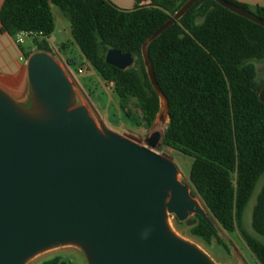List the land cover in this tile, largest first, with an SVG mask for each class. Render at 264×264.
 Instances as JSON below:
<instances>
[{
    "label": "water",
    "instance_id": "obj_1",
    "mask_svg": "<svg viewBox=\"0 0 264 264\" xmlns=\"http://www.w3.org/2000/svg\"><path fill=\"white\" fill-rule=\"evenodd\" d=\"M199 1L187 0L141 47L159 98L155 128L168 123V101L148 47ZM212 1L264 28L253 12ZM134 60L113 49L105 54L122 71ZM25 66L28 108L0 90V264H26L64 246L81 249L87 264H214L168 225L169 215L189 227L198 216L215 229L176 166L155 152L164 134L155 130L137 145L75 106L74 83L51 55L34 53ZM258 98L264 103V88Z\"/></svg>",
    "mask_w": 264,
    "mask_h": 264
},
{
    "label": "trees",
    "instance_id": "obj_2",
    "mask_svg": "<svg viewBox=\"0 0 264 264\" xmlns=\"http://www.w3.org/2000/svg\"><path fill=\"white\" fill-rule=\"evenodd\" d=\"M135 0L130 11L108 0H4L0 35L15 39L34 35V53L52 55L47 40L55 25L51 7L69 22L70 35L96 75L112 86L121 112L137 126L150 128L160 111L159 98L147 78L143 43L187 0ZM244 10L233 0H225ZM264 19V9L253 12ZM109 49L134 57L119 70L105 62ZM24 59L31 54L21 51ZM157 84L168 101L162 145L192 159L189 181L213 220L228 233L238 231L258 264L264 243L243 228L254 189L264 178V103L258 94L255 62L264 61V28L222 8L212 0L197 2L148 47ZM75 62L68 61L73 68ZM139 117L130 111V103ZM190 234L207 245L223 243L200 217ZM252 230L264 237V186L251 214ZM58 257L42 264H61Z\"/></svg>",
    "mask_w": 264,
    "mask_h": 264
},
{
    "label": "rangeland",
    "instance_id": "obj_3",
    "mask_svg": "<svg viewBox=\"0 0 264 264\" xmlns=\"http://www.w3.org/2000/svg\"><path fill=\"white\" fill-rule=\"evenodd\" d=\"M52 15L55 29L47 42L53 52L51 56L63 70L64 67L67 66L68 61L73 60L75 62V66L69 68L71 76H67L74 83L75 106L86 107L90 116L97 124L102 123L106 129L137 145L144 146L146 137L156 130L155 125H152L150 128H146L143 124L137 126L124 116L119 108L118 98L114 94L112 86L104 83L81 56L77 46L71 38L69 22L63 17L61 12L53 6ZM18 37L23 40V43H16ZM36 39L37 38H28L19 35L14 40L9 39L8 41L7 38L4 37L2 41H0V50L6 48V51L9 53L6 52L4 54L6 56L10 54L16 64V68L12 66L2 69V73H0V90L10 96L17 104L25 108H28L31 104V91L26 74L25 64L27 60L23 58L21 51L25 54H34V40ZM254 65L257 74L256 80L258 83L262 84L264 83V61L255 62ZM78 70H81V74L77 73ZM4 80H10L13 88L4 89L2 87V81ZM134 103L135 100H132L129 105L131 114L134 117H139V110L134 106ZM160 126L163 130L161 133L163 135L167 127V122ZM155 152L171 161L176 166L178 170V180L188 187L190 193H195L189 181L192 159L162 144ZM262 186H264V178L258 181L244 211L243 228L248 234L264 243V237L258 236L251 227L252 209ZM193 198L199 200L201 208L206 211L198 196L195 195ZM208 216L212 220L216 229V234L221 239L223 246L218 245L214 239L211 241L210 245H207L195 238L190 234V228L192 226H186L184 222L179 223L173 215L168 216V225L174 234L196 246L207 255L214 264H258L254 256L249 252L238 231L233 233L225 232L209 214ZM193 217L191 218L193 219ZM56 257L60 258L62 263L65 264H87L82 250L74 246H64L42 252L33 257L26 264H42Z\"/></svg>",
    "mask_w": 264,
    "mask_h": 264
},
{
    "label": "crops",
    "instance_id": "obj_4",
    "mask_svg": "<svg viewBox=\"0 0 264 264\" xmlns=\"http://www.w3.org/2000/svg\"><path fill=\"white\" fill-rule=\"evenodd\" d=\"M4 0H0V6L3 3ZM110 3H112L116 8L124 11H130L134 8L135 6V0H108ZM239 4L247 6L251 12H254L255 9L261 8L264 9V0H233ZM149 3V0H143L142 5H146ZM52 11V7H51ZM54 19V18H53ZM55 25V23H54ZM7 38L9 41V38L5 35H0V41H2L3 38ZM48 41V40H47ZM9 53L6 51V48L4 50H0V73H2L3 68H9V67H15V60L12 59L10 54L6 56L4 53ZM2 87L4 89H10L12 87V83L10 80H4L2 81Z\"/></svg>",
    "mask_w": 264,
    "mask_h": 264
},
{
    "label": "built area",
    "instance_id": "obj_5",
    "mask_svg": "<svg viewBox=\"0 0 264 264\" xmlns=\"http://www.w3.org/2000/svg\"><path fill=\"white\" fill-rule=\"evenodd\" d=\"M19 35H23V36L28 37V38H32V37L35 38L36 37L34 35H28V34H25V33H21ZM16 43L17 44H21V43H23V40L20 37H18V39L16 40ZM64 71H65L67 76H71V71L69 70V68L67 66L64 67ZM77 73L81 74V70H78Z\"/></svg>",
    "mask_w": 264,
    "mask_h": 264
},
{
    "label": "bare ground",
    "instance_id": "obj_6",
    "mask_svg": "<svg viewBox=\"0 0 264 264\" xmlns=\"http://www.w3.org/2000/svg\"><path fill=\"white\" fill-rule=\"evenodd\" d=\"M156 130H157L159 133H162V131H163L160 125L157 126ZM196 202H197V204L201 207V204H200L199 200H196Z\"/></svg>",
    "mask_w": 264,
    "mask_h": 264
}]
</instances>
